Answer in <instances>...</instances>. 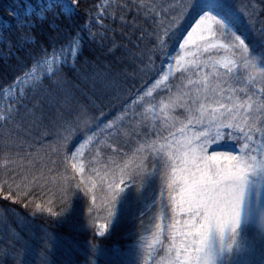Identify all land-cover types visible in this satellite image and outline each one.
Returning a JSON list of instances; mask_svg holds the SVG:
<instances>
[{"label":"snow or ice","instance_id":"obj_1","mask_svg":"<svg viewBox=\"0 0 264 264\" xmlns=\"http://www.w3.org/2000/svg\"><path fill=\"white\" fill-rule=\"evenodd\" d=\"M260 3L129 0L68 23L79 0H45L16 17L0 35L15 68L0 83V264H35L9 219L38 216L109 241L86 264H264Z\"/></svg>","mask_w":264,"mask_h":264},{"label":"trees","instance_id":"obj_2","mask_svg":"<svg viewBox=\"0 0 264 264\" xmlns=\"http://www.w3.org/2000/svg\"><path fill=\"white\" fill-rule=\"evenodd\" d=\"M15 0H0V16L8 15V10L11 7V4ZM101 0H79V8L78 11L80 13L79 17H74L73 21H68V23L79 22L84 19L85 12H90L94 6H96ZM129 0H115L113 3H128ZM181 0H131L132 4L142 3L154 5L157 8V11L163 9L165 12L170 10V7H174L179 4ZM249 0H241V6L243 4L248 3ZM257 6V11L259 12L262 5L260 0H252ZM111 10V9H110ZM91 13V12H90ZM28 16V15H25ZM131 19V17H128ZM105 24H108L109 21L105 20ZM259 27V25H257ZM4 32L8 30L7 28H3ZM241 32L244 33V36L247 37L250 34L247 31L246 25H241ZM240 34V33H239ZM248 43V40H246ZM119 55V54H117ZM15 71L14 61L10 57L0 56V83H2L5 79L11 77L12 73ZM2 124V122L0 123ZM12 127L9 125L8 127L0 126V153L5 151L4 142L6 139V132ZM23 130H21V133ZM83 133H81L82 135ZM37 133L33 130L31 132V136L35 138ZM27 139V137H25ZM31 143V141H29ZM39 147V145H37ZM15 150V149H13ZM35 149H28V151H34ZM5 166V161L2 155H0V169H3ZM16 208L17 216H23V211L18 206H13ZM9 224L12 228L16 229L17 232H20L22 235L30 236L35 241L37 248V255L35 257V264H41V253L43 251V240L41 239L45 233L43 229H47L48 233H51L56 242L53 244L51 240H49L50 249L47 253V259L50 264H86V252L89 248V242L97 243L105 246H111L109 241L104 239H99L95 235L92 234L91 231H75L68 225H62L57 227L52 221L45 217H36L35 219H29L26 225H18L11 218L9 219ZM5 227L3 222H0V230ZM2 247V245H0Z\"/></svg>","mask_w":264,"mask_h":264},{"label":"rangeland","instance_id":"obj_3","mask_svg":"<svg viewBox=\"0 0 264 264\" xmlns=\"http://www.w3.org/2000/svg\"><path fill=\"white\" fill-rule=\"evenodd\" d=\"M45 2V0H15L11 7L8 10V15L0 16V35L4 34L3 28H7L8 30H11L15 23H16V17L18 15L25 16V15H31L33 11L36 9V6L42 5ZM67 2V0H65ZM115 0H101L97 5L104 3V4H113ZM91 13H95L96 8L90 9ZM7 30V31H8ZM239 34V33H237ZM243 38V37H242ZM5 45L3 43H0V51H3ZM157 102L159 101L160 97H157ZM3 100H0V108L3 106ZM1 123V122H0ZM83 135V134H82ZM84 264V263H81Z\"/></svg>","mask_w":264,"mask_h":264}]
</instances>
